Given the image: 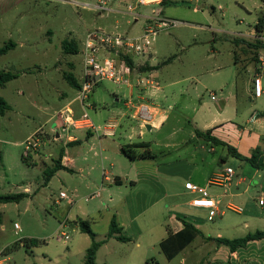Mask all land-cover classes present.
<instances>
[{"label": "rangeland", "instance_id": "1", "mask_svg": "<svg viewBox=\"0 0 264 264\" xmlns=\"http://www.w3.org/2000/svg\"><path fill=\"white\" fill-rule=\"evenodd\" d=\"M101 1L106 9L102 12L95 8ZM138 2L0 0V48L9 42L14 44L0 56V72L16 75L0 87V97L10 107L0 116V195L27 193L26 188L30 192L18 203L0 204V264H84L92 240L75 222L87 219L90 214L94 217L88 219L94 240H105L97 251L96 264L139 262L141 253L133 244L107 237L117 196L105 190L106 185L104 191L98 190L102 186V168H109L108 162L100 158V132L91 130L92 137L88 138L86 131L72 133L55 126L56 112L78 94L66 77L78 85L82 82L81 50L88 32L102 30L136 36L148 23L147 18L159 16L178 22L160 31L151 41L155 65H159L157 76L165 90L155 102L160 109L173 108L167 127L160 133L149 132L146 127L139 129L140 123L130 117L132 112L122 121L130 123L133 141L150 143L158 158L168 150L162 147L168 127L178 121L186 136L196 109L201 105L204 112L212 111L222 105L228 92L246 98V110L237 114L241 126L253 110L264 113V93L261 98L249 101L254 71L260 74L264 90V31L254 30L258 18L264 14V0H169L165 5ZM64 41H73L78 51L66 53ZM126 93L127 87L107 80L96 85L84 102V110L94 127H103L118 111H124L115 95L121 97ZM211 95L216 101L211 100ZM40 129V146L25 158L24 142ZM140 131L142 135L138 137ZM56 133L60 137L54 140ZM69 135L80 139V146H67ZM62 150L67 157L75 158V172L61 170L46 183V173ZM225 159L237 177L246 179L240 191L251 183L254 185V180L264 184V170L259 172L260 176L253 175L254 169L249 164L232 156ZM91 191H97L98 196L90 198ZM255 191L249 187L244 198L256 199ZM61 192L66 197H60ZM226 214L224 222L229 220L235 225L244 216L227 210ZM148 215L140 219L142 225L161 222L166 230V214L161 216L157 212L151 218ZM220 222L217 215L208 223L205 232L208 234L212 229L213 241L204 250L188 247L171 261L165 259L158 247L148 250L146 255L157 264H198L207 250L217 248L215 235L219 233L216 231ZM240 227H235L236 232H221V237H237L251 231ZM25 240L37 243L27 248L23 246ZM219 247L216 258L203 264H235L224 258L229 247L221 244ZM244 264L262 262H254L250 257Z\"/></svg>", "mask_w": 264, "mask_h": 264}, {"label": "crops", "instance_id": "2", "mask_svg": "<svg viewBox=\"0 0 264 264\" xmlns=\"http://www.w3.org/2000/svg\"><path fill=\"white\" fill-rule=\"evenodd\" d=\"M158 69L159 65L157 64L148 71L150 78L159 84L158 89L133 87L127 88L126 96L115 95L116 102L122 106L124 111H118L114 119H111L108 123L106 122V124H111L112 127L104 125L103 127H95V129L71 130L73 131L72 133L86 131L88 138L92 137L91 130L100 132L98 136L100 158L102 162L104 160L108 162L109 168H102V186L98 190L100 192L104 191L103 186L106 185L108 188L105 190L112 191V194L117 196L115 204L112 206L114 211L111 220L114 219L121 228L122 236L128 238V241L125 242L133 244L136 249L140 250L141 255L137 258L139 259L138 264H144L147 260L152 259L146 255L148 250H154L168 234L180 230L181 224L179 220L192 224L200 231L195 240L186 247L194 251L201 248L204 250L208 243H211L213 231L212 229L207 231L208 234L205 231L208 223L217 215L221 218V222L217 225L216 232L219 231V233L215 235L216 238L231 240L244 237L248 233H254L255 231H264V184L252 178L255 184L251 185V183L240 191V187L246 182V179L237 177L234 169L227 165L228 160L225 159L228 156H232L228 146L234 148L239 155L244 157H250L252 151L258 148L262 153V157H264V115H261L259 111L253 110L245 119L244 126H241L238 123L237 114L242 109L246 110V98L239 93L228 92V96L223 100L222 105H218L208 113L204 112L200 105L195 111V117L189 122L190 129L186 136L178 121L171 128L168 127L167 132L164 133V138H162V147L168 150L164 154L162 153L159 158L154 154L153 159L131 161L125 156L122 148L138 143L147 144L149 151L152 153L150 143L133 141L134 134L130 123L128 121L122 123L123 119L129 118L128 114L132 112L130 117L140 123L139 129L149 125V132L160 133L167 127L170 120V111L173 108L160 109L155 102V99L164 95L165 92L157 76ZM217 71H219V68H217ZM257 76H260V74L258 75L254 71L253 79ZM261 97L262 94L259 97L254 95V88L252 87L249 101L252 102ZM211 100L216 101L215 97ZM139 105L147 106V111L151 115L149 121L133 117ZM67 106L71 107L75 117L82 115V110L77 102H68L65 107ZM254 113H256L255 117H253ZM123 126L124 128L119 132V129ZM208 130H210L212 138L225 145L213 144L196 134V131L206 132ZM141 135L140 131L138 137H141ZM57 137L58 134L56 133L55 138ZM67 142L69 147L73 145L80 146L81 140L76 136L69 135ZM218 150H220V153H218ZM232 157L241 163H245L234 156ZM61 165L66 168V171L75 172V158L67 157L65 151H63ZM226 168L233 170V176L229 182L225 184H213L210 182L213 176L223 172ZM260 171L254 169L253 175L260 176ZM112 185H115V188ZM187 185H193L202 192L191 191L187 188ZM249 187H253L256 190V199L254 200L244 198ZM113 189H115V192ZM218 189L222 191H218ZM27 190L26 188L25 191L29 194L30 192ZM89 194L91 195L90 198L98 196L97 191H91ZM202 198L213 200L216 204L215 209L193 204V201ZM167 200L169 204H163ZM211 210L215 212L212 216L209 214ZM226 210L236 214H244L239 225H235L234 222L229 220L224 222L227 215ZM157 212L161 216L167 215L165 221L166 230L161 226V222L150 223L149 219V225L141 224L140 219L147 213L149 214L148 217L151 218ZM92 215H87L88 217L85 220H93L94 217H91ZM240 225L244 229L249 230L251 228V231L242 233V235L237 237H221V232H227V234L236 232L237 229L235 227L238 226L241 229ZM110 238L115 239V237ZM102 241L105 243V240ZM216 243L218 244L217 248L207 250L206 254H203L200 260L198 259V264H203L205 260L210 262V260L213 261L216 258V250L220 248V244L217 241ZM250 257L254 258V262L261 260L262 264H264V239L250 241L244 247L237 248L234 252L225 250L224 254L225 259L235 264H244L250 261Z\"/></svg>", "mask_w": 264, "mask_h": 264}, {"label": "built area", "instance_id": "3", "mask_svg": "<svg viewBox=\"0 0 264 264\" xmlns=\"http://www.w3.org/2000/svg\"><path fill=\"white\" fill-rule=\"evenodd\" d=\"M161 0H139L141 5L159 4ZM169 1V0H168ZM104 2H100L95 8L102 12ZM131 10V8H129ZM148 23L144 25L142 31L136 36H127L120 34L108 33L102 30L88 32L82 43V82L78 94L74 101L77 102L82 110L80 117H75L73 110L67 106L55 114L56 128L64 131L78 129H95L94 125L88 120L86 111L84 110V102L89 98L96 85L107 80L116 85H122L127 88L141 87L144 89H158L157 81L150 78L149 69L155 66L156 56L151 49L152 38L160 31L168 27L175 26L178 22L166 20L159 16L147 18ZM126 60L131 62V65L126 63ZM140 68H146L140 70ZM254 95L259 97L262 94L261 77L257 76L253 80ZM211 99H214L212 96ZM256 113L253 114V117ZM135 119L149 121L150 113L147 111V106L139 105L133 116ZM105 126L112 127L111 124ZM58 134V133H57ZM41 129L28 137L24 142V157L29 156L30 151H35L40 146ZM59 134L58 137L59 138ZM56 140L55 136H53ZM233 176V170L226 168L213 176L210 180L213 184H225L230 181ZM191 191H199L193 185H187ZM60 197H66L64 193H60ZM195 206L215 209L213 200L202 198L193 201ZM211 216L215 214L214 210L209 213ZM67 238L66 236H64Z\"/></svg>", "mask_w": 264, "mask_h": 264}, {"label": "trees", "instance_id": "4", "mask_svg": "<svg viewBox=\"0 0 264 264\" xmlns=\"http://www.w3.org/2000/svg\"><path fill=\"white\" fill-rule=\"evenodd\" d=\"M167 3H169L168 0H161L159 5H165ZM254 30L257 33H261L262 31H264V14H262L258 18L254 26ZM13 46L14 44L9 42L5 46L1 47L0 56L5 54ZM254 47L257 48L258 46L254 45ZM63 49L66 53L69 52L76 53L78 51L73 41L72 42L64 41ZM126 63L128 65H131V62L129 60H126ZM145 69L146 68H140L141 71ZM15 77L16 75L10 72H0V87L4 86V84L14 79ZM66 78L75 87L76 90L79 89L80 85L76 84L71 77H66ZM9 109H10L9 105L0 97V116L4 115L5 112L8 111ZM261 115H264V113H262ZM196 134L200 137L207 139L213 144L225 145L219 142L218 140H216L215 138H212L210 136V130L206 132L196 131ZM148 148L149 147L147 144L138 143L127 147H123L122 150L124 151L125 156L131 161L136 159H153L154 154H152ZM228 150L232 154V156L249 164L253 169L264 170V157H262V153L258 148L252 151L250 157H244L239 155L234 148H231L229 146H228ZM62 157H63V151L60 152V155L58 159H56L52 168L47 171L46 183L49 181V178L52 177L57 171L66 170V168L61 165ZM27 196H28L27 193L0 195V204L18 203ZM179 222L181 224L180 230H178L175 233L168 234V236L158 244L159 251L162 253V255L165 257L167 261H171L175 257H177L181 253V251H183L188 245H190L195 240V238L200 234V231L196 229L192 224L187 223L183 220H179ZM75 223L79 227L80 231L88 234L92 240L91 245L86 250L84 264H96L95 262L96 253L99 247L104 243V241L97 242L94 240L95 235L90 229L89 226L90 222L88 220H78ZM107 237L108 238L115 237V239L121 242L128 241V238L122 236L121 228L116 224L114 219L111 220ZM261 239H264V231H255L254 233H248L244 237L231 239V240L217 238L216 241L219 244L228 246L229 250L231 252H234L237 248L244 247L250 241H257ZM36 243H37L36 240H25L23 241V246L30 248L34 246ZM13 247L15 248L16 245H14ZM144 264H157V262L154 261L153 259H149Z\"/></svg>", "mask_w": 264, "mask_h": 264}, {"label": "water", "instance_id": "5", "mask_svg": "<svg viewBox=\"0 0 264 264\" xmlns=\"http://www.w3.org/2000/svg\"><path fill=\"white\" fill-rule=\"evenodd\" d=\"M146 128H147V130H149V129H150V128H149V125H147Z\"/></svg>", "mask_w": 264, "mask_h": 264}]
</instances>
